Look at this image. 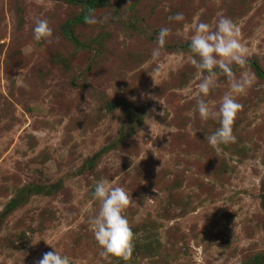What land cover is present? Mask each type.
Wrapping results in <instances>:
<instances>
[{"label": "rangeland", "instance_id": "rangeland-1", "mask_svg": "<svg viewBox=\"0 0 264 264\" xmlns=\"http://www.w3.org/2000/svg\"><path fill=\"white\" fill-rule=\"evenodd\" d=\"M92 10L107 21H74L80 0H0V264L55 250L108 264L89 224L101 180L133 198L132 259L111 264H264V79L253 67L264 72V0H100ZM176 13L185 19L169 21ZM220 16L241 30L248 62L233 71L253 84L237 97V142L217 153L205 135L219 123L201 121L192 99L189 43L197 22L214 29ZM37 18L53 43L34 40ZM162 27L171 34L153 60ZM219 82L206 98L217 107L230 91Z\"/></svg>", "mask_w": 264, "mask_h": 264}, {"label": "clouds", "instance_id": "clouds-1", "mask_svg": "<svg viewBox=\"0 0 264 264\" xmlns=\"http://www.w3.org/2000/svg\"><path fill=\"white\" fill-rule=\"evenodd\" d=\"M107 19V16L97 18L94 11L89 9L84 17V22L88 25H96L106 22ZM168 19L180 22L185 17L183 13H176ZM32 31L35 41L53 43V29L46 18L35 19ZM194 33L189 43L192 54L189 61L198 70L199 83L198 91L192 99L195 101L196 111L201 121L212 120L219 123V127L211 135L207 133L205 135L209 145L219 153L222 151V145L237 142L233 129L235 120L243 109V105L237 101V97L247 94L253 80L247 74L237 77L233 71V65L240 68L246 67L248 49L242 42L240 28L227 16H220L214 29L208 23L197 22L194 25ZM170 34L171 29L167 27H162L159 30L157 46L151 52L153 60L161 55V50L164 49ZM31 51V46L22 49L24 54ZM220 75L227 78L230 91L224 93L217 107L210 104L206 98L220 87ZM93 197L99 202V210L90 218L89 224L101 249L99 255L108 264H111L112 257L125 262L130 261L135 248L136 235L125 213L132 205L131 194L121 186L101 180L94 186ZM46 244L48 243L46 242ZM35 264H71V261L68 256L61 255L55 250L44 253Z\"/></svg>", "mask_w": 264, "mask_h": 264}, {"label": "trees", "instance_id": "trees-1", "mask_svg": "<svg viewBox=\"0 0 264 264\" xmlns=\"http://www.w3.org/2000/svg\"><path fill=\"white\" fill-rule=\"evenodd\" d=\"M68 1L76 2V0H68ZM99 2H100V0H80V3L84 5L85 12L76 16L73 20L77 21V22L84 21V17L88 13V10L89 9L92 10L96 5L99 4ZM253 67H254V71H255L256 75L259 76L260 78L264 79V72L260 68H258V66H256V65H253Z\"/></svg>", "mask_w": 264, "mask_h": 264}]
</instances>
